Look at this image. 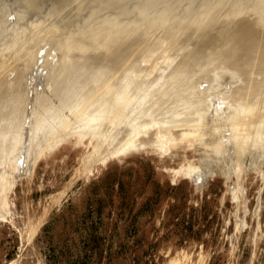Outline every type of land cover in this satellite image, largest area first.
Here are the masks:
<instances>
[{
    "label": "rangeland",
    "instance_id": "1",
    "mask_svg": "<svg viewBox=\"0 0 264 264\" xmlns=\"http://www.w3.org/2000/svg\"><path fill=\"white\" fill-rule=\"evenodd\" d=\"M252 39L264 45V0H0V118L32 115L29 131L62 114L9 144L11 160L33 149L0 220V264H264V137L233 120L248 135L264 122V66L246 89L230 68ZM106 63L165 104L191 90L195 116L161 131L160 103L138 124L149 141L107 156L122 143L100 141L109 126L58 101ZM175 69L182 82L162 94Z\"/></svg>",
    "mask_w": 264,
    "mask_h": 264
},
{
    "label": "bare ground",
    "instance_id": "2",
    "mask_svg": "<svg viewBox=\"0 0 264 264\" xmlns=\"http://www.w3.org/2000/svg\"><path fill=\"white\" fill-rule=\"evenodd\" d=\"M254 33H256V32H254ZM248 37H249V35L247 36V38ZM240 39H239V41H240ZM254 39H255V37H254ZM254 39H252L253 41L252 40L247 41V44L245 46H243L242 48H240V50L238 51V54H237L238 59L235 60V62L233 63L232 66H230V68L232 67L231 69L233 70L234 73L242 75L241 77L245 83V86H243L242 89L249 88L248 86L250 85L249 83L251 82V79H252L251 74L253 73V71L260 69L262 66H264V61L261 60V58L264 57V45L261 44V41H255ZM207 41H206V44H207ZM204 42H201L200 44H202ZM243 43H242V45H243ZM262 43H264V42H262ZM200 44H198V45H200ZM217 44H219V43H217ZM234 44L236 45V43H234ZM202 46H204V45L202 44ZM204 47H206V45ZM232 47H233V45H232ZM233 48H235V47H233ZM233 48L231 51L234 52ZM89 58H91V57H89ZM106 64H107L106 66L103 65L104 66L103 68L101 67L102 69L99 68L100 71H98V72L102 71L101 72L102 75L95 74V71L93 72L92 70L89 71L90 72L89 74H86L85 72L82 73V75H81L82 78H89L91 76L93 78L95 75L96 78H93L91 80V82L90 81L84 82V79L82 81V80H80L79 77H77L73 81L80 80V82H78L79 84L76 83L77 85L74 84V86H73L74 82L72 81L71 84L65 85L63 90L60 91V93L58 94V97H59L58 101L61 102V104L64 106L65 110L67 109L70 113H72L71 115L74 114L75 117L77 115H84V114L87 115V117L89 118L90 121H94L93 124H94L95 128H98L100 126V124H104L106 127L109 126L106 129L107 130L106 133L102 129L104 131L105 137L101 138L100 141H105L106 144H113V145L117 144L118 141L122 142L120 145L112 148L110 155H107L110 157H113L114 155H116L115 157H119V156H117V154H119L120 151L122 153L123 152L125 153L126 151L128 152V151H130V149L143 146L144 143L149 141V136H150L149 134L151 132L150 129L148 131L149 134H147L148 135L147 139H140L138 133L140 131H142L143 128L138 124L140 121H142L144 119V117L146 115H148L150 112L157 109L159 107L160 103H164L166 101V100H164L165 96H162V94H166L167 91H170L169 88H171L170 87L171 84L174 85L175 83H181L182 82V81L178 80L179 77L182 78V76H181L182 71H178L177 69H175L177 71L173 70L175 73L172 72L174 74V77L171 76V77L165 78L164 79L165 81L160 80L158 82L159 86L157 87V89L158 90L164 89L163 90L164 92H162V94H161L162 97L157 100V99H154V96L156 94H154V93L152 94V92L150 93L149 90L146 91L144 93V95H142L144 89L141 88V84L144 81H141V80L137 81V83L141 82V84L133 86L135 84L133 83V76L132 75L124 74L126 72L121 74L122 72L119 73L115 70L110 71V69H113V67L111 68V66H110L109 67L110 69L106 68V67H108V65L110 63H106ZM179 64L181 65L182 63L180 62ZM244 68H246L247 71H245ZM78 72H80V70L77 71V73ZM219 72H220V69H219ZM253 74H255V73H253ZM87 75H91V76H87ZM180 85H179V87H177L178 89L181 88ZM262 85H264V83H262ZM155 89H156V87H155ZM180 91H181V89L177 90L176 95L172 92H169V96L170 95L172 96L174 94V98L170 99L168 104L164 103L163 105H160V107H162L160 109L164 110V111L159 112V113H161V116H159L160 114L158 115V117H161V118H158V120L161 123L159 130H161V131L163 129L166 130V127H168L170 125L172 120H176L177 122H180L187 117L195 116V114H196L195 112L187 113V110H190V108H192L191 102H188V101H190V99L195 98L196 95H194L191 90H190L191 92L189 90H187V92L185 94L182 92L180 93ZM159 93H160V91H159ZM230 94H232V93H230ZM241 94H243V91L240 92V89H238L237 93L234 92L232 95L237 96V95H241ZM255 94H257V93H255ZM255 94H254V96H255ZM217 95H219V94L216 93V96ZM218 104H221V102L215 103V104L213 102V110L215 112H217V111L221 112V108L218 110L217 107H215ZM58 106L59 107H53V108L49 109V111H47L45 113L43 112L44 115L48 114V120H46V121H47V124L49 125V127H47V128L45 125L44 126L42 125L43 127H41V129L38 126L39 128L37 127L35 130L31 129V130L27 131L26 128H28L29 126L28 127H24V126L26 124L27 116H29L28 114L25 115V118L22 116L21 120H17L16 122H12L10 119H8L6 114H5L6 117L4 116L5 117L4 119H1L2 117L0 118V220L5 219L7 214L9 213V208H8V203H7L8 202V193H9L10 189L13 187L14 180L21 174V172H23V169L24 170L27 169V166L31 160L30 157L32 155L31 153H32V149H33L32 146H27L26 141H24V143L22 142L23 150L21 148L22 151L17 150L16 153L13 151L15 153V155L13 156V158L11 160L12 150H10L11 148H8L9 144L14 145L15 141L18 140L17 136L22 134V133L25 134L26 136L33 134V133L35 135H37L38 132L40 131L42 134V135H40V137H41L43 135H46V133H48V132L55 131L57 129L56 127H57V124L59 121L58 118L60 116H62V114H60V105H58ZM41 111H42V109H41ZM210 111H212V108ZM253 111H255V109ZM256 112H257V110H256ZM251 113H249V114H251ZM39 115H41V114H39ZM29 117H32V115ZM71 117H73V116H71ZM37 119H39V118H36V120ZM92 119H95V120H92ZM205 119H207V118H205ZM257 119H258L259 123H262L259 126L260 128H256V130L254 131L253 134L248 135L249 133L248 134H246V133L241 134L239 132L240 129L241 130L245 129V127L247 125L245 123V119H243V118L242 119L241 118L235 119V117H234L233 120H234V122L236 121V123L238 125L236 127V131L238 132L237 134L247 136V137L249 136L252 139H257L260 136L264 137V122H261L262 121L261 116L260 117L258 116ZM36 120H34V122ZM40 120H39V122H40ZM201 121L202 120H199L200 123H201ZM204 121L207 122L206 120H204ZM258 121H257V123H258ZM147 122H148V120H147ZM11 126H13V127L11 128ZM142 126L144 127V125H142ZM232 128L234 129L235 126L233 125ZM21 130H22V133L20 132ZM123 130H125V136L122 139H119L116 141V137H118L119 133ZM226 130H227V128H226ZM228 130L231 132L230 129H228ZM252 132H253V130H252ZM231 136H232V134H231ZM237 136H239V135H237ZM156 137H157V135H156ZM39 140H41V138ZM156 140H157V138H156ZM238 140H239V138H238ZM238 140H236L235 142H237ZM152 141H153V139H152ZM16 143L14 146H16V148H17ZM262 143H264V141H262ZM18 145H19V143H18ZM33 146H34V144H33ZM39 146H40V144H39ZM11 147H13V146H11ZM36 147H38V146L36 145ZM16 148H14V149H16ZM106 157H104L103 159H106ZM7 158H9V159H7ZM101 162H102V160H101ZM102 163H104V161ZM181 170H183V171L186 170V167H183ZM181 170H180V172H181ZM189 174H190V176H193L194 174L198 175V173L197 172L195 173V171L194 172L190 171Z\"/></svg>",
    "mask_w": 264,
    "mask_h": 264
}]
</instances>
